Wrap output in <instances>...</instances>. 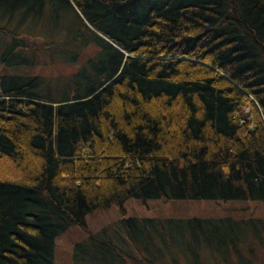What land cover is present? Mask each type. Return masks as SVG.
Instances as JSON below:
<instances>
[{
	"label": "trees",
	"instance_id": "trees-1",
	"mask_svg": "<svg viewBox=\"0 0 264 264\" xmlns=\"http://www.w3.org/2000/svg\"><path fill=\"white\" fill-rule=\"evenodd\" d=\"M44 10L72 11L96 57L73 98L0 75V264H52L56 236L127 199L264 202V0H0V67H21L17 30ZM120 222L142 264L175 263L150 251L171 233L231 243L224 221ZM94 244L117 251L89 237L73 263L116 264Z\"/></svg>",
	"mask_w": 264,
	"mask_h": 264
},
{
	"label": "rangeland",
	"instance_id": "rangeland-1",
	"mask_svg": "<svg viewBox=\"0 0 264 264\" xmlns=\"http://www.w3.org/2000/svg\"><path fill=\"white\" fill-rule=\"evenodd\" d=\"M48 15L49 12L44 10L38 24H23L17 30L20 35L19 39L24 44L21 50H18V54L12 56L21 61V67L19 69L0 67V75H18L25 79H35L37 88L34 92L41 99L48 97L51 99L48 101H53L73 98L77 93L76 88L79 89L84 84V82H76L77 73L83 69L85 61L95 59L97 48L93 46L89 36L82 37L84 30L77 27L79 20L78 22L74 20L75 16L72 11L54 12L53 21ZM90 79L93 80V78ZM94 81H89V83ZM122 209L123 216L112 206L96 209L85 215L84 229L79 226H70L56 236L52 247V264H74V247L87 246L89 237H94L97 241L105 239L117 249V251L113 249L108 251L94 244L90 245L92 249L87 250L89 254L97 252L106 262L108 257H112L116 260V264H119L121 259H124L125 264H142L137 249L125 238L120 221L126 218L154 220L158 222L157 230L167 220L194 218L215 222L224 221L229 224L225 225L224 229L230 235L231 243L229 244L231 245L228 244L223 248L218 245V249L216 245L212 249L211 247H198L193 242L190 243L186 237L181 240L171 233L170 242L174 248L171 247L170 254L163 259L156 254V248H161V246L157 245L151 237L154 243L150 245V251L157 256L155 262L264 264V202L194 199H170L166 202L148 199L142 202L138 199H127L122 203ZM248 223L249 227L243 225H248ZM214 228L216 227L208 226L207 232L210 236L219 235L222 232ZM235 236H240V241L233 240ZM190 246L193 249H190ZM97 253L95 254L98 256ZM169 264L172 263L169 262Z\"/></svg>",
	"mask_w": 264,
	"mask_h": 264
}]
</instances>
